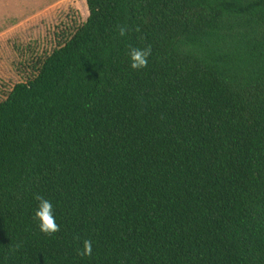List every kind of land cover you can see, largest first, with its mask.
Segmentation results:
<instances>
[{"label": "trees", "instance_id": "obj_1", "mask_svg": "<svg viewBox=\"0 0 264 264\" xmlns=\"http://www.w3.org/2000/svg\"><path fill=\"white\" fill-rule=\"evenodd\" d=\"M85 3L0 101V264H264V0Z\"/></svg>", "mask_w": 264, "mask_h": 264}, {"label": "rangeland", "instance_id": "obj_2", "mask_svg": "<svg viewBox=\"0 0 264 264\" xmlns=\"http://www.w3.org/2000/svg\"><path fill=\"white\" fill-rule=\"evenodd\" d=\"M87 17L85 0H0V101Z\"/></svg>", "mask_w": 264, "mask_h": 264}, {"label": "clouds", "instance_id": "obj_3", "mask_svg": "<svg viewBox=\"0 0 264 264\" xmlns=\"http://www.w3.org/2000/svg\"><path fill=\"white\" fill-rule=\"evenodd\" d=\"M126 34L125 29L120 30V35ZM130 59V67L133 70H140L147 67L149 57L151 56V48H133L128 52ZM38 200V206L35 211V219L38 221V227L42 233L53 234L59 230V226L56 223V217L54 213V207L50 200L43 197H36ZM92 242L85 240L83 242V255H91Z\"/></svg>", "mask_w": 264, "mask_h": 264}]
</instances>
